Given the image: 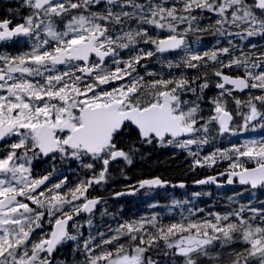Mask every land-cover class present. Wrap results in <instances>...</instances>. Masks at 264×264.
Here are the masks:
<instances>
[{
    "label": "snow or ice",
    "instance_id": "6c2138e0",
    "mask_svg": "<svg viewBox=\"0 0 264 264\" xmlns=\"http://www.w3.org/2000/svg\"><path fill=\"white\" fill-rule=\"evenodd\" d=\"M8 11L0 19V264H264V200L229 197L238 207L223 213L188 209L168 223L153 213L93 234L104 198L88 194L109 182L112 162L130 166L153 144L186 151L193 170L229 162L196 184L223 186L221 176L264 192V136L201 155L213 133L264 130V44L252 42L264 40V0H19ZM204 34L227 46L217 39L202 48ZM22 42L28 50H6ZM210 87L219 90L211 97ZM45 159L49 168L35 173ZM73 162L84 178L58 167ZM168 183L144 179L115 196ZM202 194L210 195L193 193ZM69 242L73 259H57Z\"/></svg>",
    "mask_w": 264,
    "mask_h": 264
},
{
    "label": "flooded vegetation",
    "instance_id": "af4514ba",
    "mask_svg": "<svg viewBox=\"0 0 264 264\" xmlns=\"http://www.w3.org/2000/svg\"><path fill=\"white\" fill-rule=\"evenodd\" d=\"M19 7V0H0V19L3 18H11V13H9L8 9H15ZM27 14V9L21 10V15ZM19 19V17H17ZM15 23L16 20H13ZM7 51L17 53L28 50V46L25 43H18L15 47H9L6 49ZM170 58L175 59L176 54H169ZM226 72V71H225ZM228 73V72H226ZM235 75L233 73H228ZM215 77L210 76V80H215ZM218 89L214 87H210L207 90L206 95L211 97L218 93ZM241 98H244L243 94H240ZM205 111L210 108V105L205 103L203 105ZM229 109H233L234 105L229 103ZM235 115V112H233ZM239 121L240 117H236ZM215 140L210 145L204 146L201 155H207L215 148L219 147L220 149L230 148L233 144L239 145L243 143L247 139L259 138L264 136V130L257 129L256 131H246L238 136H218L215 133ZM193 151H195V146H193ZM141 155H138L134 158V162L132 165H127L124 161H114L109 165V171L111 173L112 178L109 180L107 184H103L100 186L94 185L93 188L89 189V196H98L103 197L104 201L100 205H97V209L95 210V215L93 220H99L101 218V212L107 209V214L105 216L115 214L121 220H127L129 218V208L134 200L138 201L139 209L142 210L145 203L152 205L155 204L156 207H151L152 212H143L142 216H150L153 213H159V204L165 202L164 197L160 198V196H166L171 194L173 196H189L193 195V193L200 192L206 193L208 188H233V189H243L245 186L239 185L235 183L233 186H228L226 183H223L225 177H218L219 181L223 184V186H206V185H196L195 181L204 179L210 175H218V173L225 171L228 168V161H221L215 167L212 168H200L196 167L193 170L192 160L193 158L187 155V152L181 149H177L171 146H160L158 144L153 145H145L140 149ZM36 165L40 167H36L34 169L35 173L44 174L45 170L49 168V161L38 160L35 161ZM58 167H61V164H58ZM67 168L74 169L73 171H67L65 174L70 177L69 180H76L77 178H84L86 175V171H82L76 163H71L67 166ZM66 168V169H67ZM99 168V165H97ZM123 173V174H122ZM208 173H210L208 175ZM180 176V177H178ZM127 177V178H126ZM154 177H159L164 181H168L169 186L166 188H154L151 192L145 194V190L141 189L135 195H124V196H115L117 192H123L130 190L128 186L136 185L138 181L144 179H151ZM185 184V188L175 189L172 186L175 184ZM203 195V194H202ZM206 197V195H203ZM106 201V202H105ZM130 204V205H129ZM170 212L166 215H162L165 219H178L180 218V214L176 212V210L169 209ZM185 215V214H184ZM104 216V215H103ZM88 218V214L79 218L84 219L86 221Z\"/></svg>",
    "mask_w": 264,
    "mask_h": 264
},
{
    "label": "trees",
    "instance_id": "16d2710c",
    "mask_svg": "<svg viewBox=\"0 0 264 264\" xmlns=\"http://www.w3.org/2000/svg\"><path fill=\"white\" fill-rule=\"evenodd\" d=\"M202 23H208V21H202ZM220 39L221 45L219 46H227V43L223 37H217L211 34H204L203 39L201 41V47L204 49L211 48L216 45V40ZM229 39H232L229 37ZM236 43H240L239 39L237 38L235 40ZM253 43H257L258 45L264 44V40H261L259 37L257 38H252ZM176 56V55H175ZM159 68V65L155 63L153 60L152 63L149 64V70H157ZM226 72H230L233 74H236L235 72H232L231 70L225 69ZM141 74H143V69H140ZM69 164H61V167L64 169L67 168ZM40 167L39 165H36L34 163V169ZM210 173H208L209 175ZM180 177V176H178ZM70 178V177H69ZM210 195H206L204 197L203 195H200L199 197L194 196V195H189V196H173L171 194H168L166 196H160V198L165 199V202H161L159 204V210L158 212L162 215H166L170 212L169 209L176 210V212L181 213L183 212L185 215L188 214V209H193L194 211L196 209H204V212H198L197 215L200 217H203L208 213L209 211L211 212H219L223 213L225 211L230 210L231 208H236L238 205L236 203H233L229 201V197H234L235 200L239 201L240 204H247L249 201L252 202L253 206L260 207L258 201L259 200H264V192L260 190H255V195H252L251 192H245L244 188L241 189H233V188H228V189H223V188H208L207 192ZM237 193H243L242 196H237ZM173 201H179L181 202L180 205H176L173 203ZM184 201H188L187 204H184ZM139 202L134 200L132 204L130 205L129 208V219H137L142 216L143 212H152V208L149 206V204L145 203L146 206L142 210L139 209ZM179 219V218H178ZM178 219H165L163 218L164 223H168L171 220H178ZM81 223H84V219L80 220ZM124 220H121L118 216L114 215H108V216H101L99 220H93L94 223V229H93V234H96L99 231L107 232L109 226L111 228L117 227L118 223L123 222ZM84 236L87 237L88 235V228L85 225V227L82 229ZM111 235V233H108ZM73 243L69 242L67 245H65L57 254L56 257L57 259L60 260H68L71 261L73 259L72 255V248H73ZM155 255V254H154ZM75 259L79 260L82 259L81 256L77 255ZM203 264H207L206 261L203 262Z\"/></svg>",
    "mask_w": 264,
    "mask_h": 264
},
{
    "label": "water",
    "instance_id": "95a60500",
    "mask_svg": "<svg viewBox=\"0 0 264 264\" xmlns=\"http://www.w3.org/2000/svg\"><path fill=\"white\" fill-rule=\"evenodd\" d=\"M117 161H119V160H117ZM218 177H220V176H218ZM235 184V183H234ZM234 184H232V185H228V186H233ZM179 185H180V183L179 184H175V185H173L172 187L173 188H175V189H181V187H179ZM185 185V184H184ZM196 185H199V184H196ZM213 185H216V184H206V186H213ZM169 186V184L167 185V186H165V187H160V188H166V187H168ZM185 187H186V185H185ZM184 187V188H185ZM84 215H87V214H84Z\"/></svg>",
    "mask_w": 264,
    "mask_h": 264
}]
</instances>
